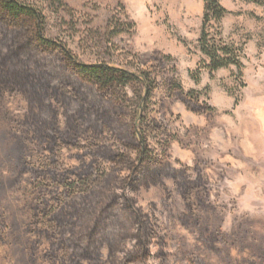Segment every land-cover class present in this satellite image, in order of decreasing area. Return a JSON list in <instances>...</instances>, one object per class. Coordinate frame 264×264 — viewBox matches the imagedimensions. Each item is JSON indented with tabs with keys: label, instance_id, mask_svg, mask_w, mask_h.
Instances as JSON below:
<instances>
[{
	"label": "rangeland",
	"instance_id": "obj_1",
	"mask_svg": "<svg viewBox=\"0 0 264 264\" xmlns=\"http://www.w3.org/2000/svg\"><path fill=\"white\" fill-rule=\"evenodd\" d=\"M18 1L41 14L44 37L77 62L148 73L159 85L150 115L166 133L150 142L157 151L167 143L180 184L163 175L137 191H118L144 215L149 253L128 262L127 253L140 251L133 233L115 264H264V0H218L228 12L222 39L240 53L242 68L212 75L198 47L203 0ZM172 81L210 110L194 112L164 93L161 85ZM17 88L0 85V264H62L58 233L35 214L55 205L58 180L79 166L81 150L63 142L66 122L54 98L40 116L58 111L61 145L47 146L32 125L38 106L31 110ZM52 171L58 183L46 182ZM108 262L104 245L96 260L78 264Z\"/></svg>",
	"mask_w": 264,
	"mask_h": 264
},
{
	"label": "trees",
	"instance_id": "obj_2",
	"mask_svg": "<svg viewBox=\"0 0 264 264\" xmlns=\"http://www.w3.org/2000/svg\"><path fill=\"white\" fill-rule=\"evenodd\" d=\"M203 2L198 47L207 59L205 70L212 75L233 66L240 74V53L222 39L220 24L227 10L218 0ZM0 25L7 49L6 54L0 53V85L18 87L28 94L31 110L37 105L41 113L33 114L35 132L47 146L59 148L58 111L51 109L46 119L40 116L50 109L54 98L66 122L63 142L81 150L79 166L59 183L53 171L50 179L45 177L46 182L58 183L55 205L35 214L41 225L58 233L62 264L96 260L104 245L109 249L108 264H115L117 251L133 233L140 251L127 253V260L144 259L149 253L148 242L141 236L147 231L144 215L118 191H137L159 183L163 175L180 184L168 166L167 143H161L157 151L150 142L166 133L150 115L151 99L159 88L155 78L108 64L77 62L64 46L44 37L41 14L18 0H0ZM10 63L14 64L13 73L6 72ZM193 80L198 82L199 76L193 75ZM161 86L190 110L206 109L194 101V92H184L179 83Z\"/></svg>",
	"mask_w": 264,
	"mask_h": 264
}]
</instances>
